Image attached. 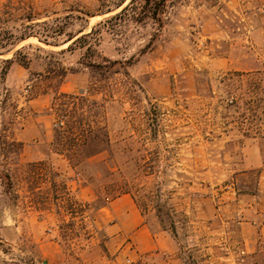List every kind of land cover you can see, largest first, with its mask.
<instances>
[{
	"label": "rangeland",
	"instance_id": "1",
	"mask_svg": "<svg viewBox=\"0 0 264 264\" xmlns=\"http://www.w3.org/2000/svg\"><path fill=\"white\" fill-rule=\"evenodd\" d=\"M129 1L0 0V264H264V0Z\"/></svg>",
	"mask_w": 264,
	"mask_h": 264
},
{
	"label": "trees",
	"instance_id": "2",
	"mask_svg": "<svg viewBox=\"0 0 264 264\" xmlns=\"http://www.w3.org/2000/svg\"><path fill=\"white\" fill-rule=\"evenodd\" d=\"M141 1L144 2V5L149 7L150 13H151V18L153 19H158V21H160V17L157 16V18L155 17L156 15H158V13H162L164 12L165 9V3L166 0H130L127 4H125L123 7L120 8V10H118L117 12H115L114 14H112L110 17H108L107 19H105V21L107 20H112V19H121V17L123 15H125L129 8H132L133 3L138 2L140 3ZM148 10V11H149ZM28 19H32V16H28ZM140 20L138 18L135 19ZM44 23V22H43ZM94 28H91L90 31L82 33L80 36L76 37L73 42L77 39L80 38H84L87 37L88 35L92 34ZM156 33H154L151 38L148 40V42L144 45V50L145 48H148L152 39L155 37ZM71 38V36H69V39ZM5 62L9 63L11 62V58L6 59ZM117 61L113 60L112 62H110L108 60V64L107 67H110L112 65H114ZM5 72V69H1L0 70V77L3 76ZM236 74H241V73H236ZM251 75L253 73H250ZM259 79H261L259 77ZM229 92V91H228ZM0 142H1V137H0ZM15 141L12 140L10 142V144H14ZM19 144V143H18ZM137 169H140L142 171H145L144 174L148 175L150 173L149 169H151V164L150 162H147L145 160H141L139 163L136 164ZM0 178L4 179L5 182L7 183V185L11 186V175L9 172V169L5 166H3L0 169ZM110 184V183H109ZM114 185H116V191L112 194H105V202L111 200L112 198H114L115 196H117L120 193H129L131 198L133 199L135 205L138 207V209L140 210V212L142 214H145L148 210V202H151V210L155 216V218L157 219L160 227L163 230L168 231L173 237L176 236V217L174 214V210L170 207L167 206L160 198V195L157 194V192L154 194L153 190L149 187V186H136V184L132 183V180L123 178L120 181V184L114 183ZM64 201L69 199L67 198H63ZM62 201V198H61ZM74 202H70V204H73ZM31 262V259H30ZM32 263V262H31Z\"/></svg>",
	"mask_w": 264,
	"mask_h": 264
},
{
	"label": "crops",
	"instance_id": "3",
	"mask_svg": "<svg viewBox=\"0 0 264 264\" xmlns=\"http://www.w3.org/2000/svg\"><path fill=\"white\" fill-rule=\"evenodd\" d=\"M123 195H126V193H124ZM137 207V206H136ZM134 205L133 207L131 206H128L126 208H121L119 210V214H122L124 216V218H127L129 219V226L131 227H136L135 228V232L137 231H140L143 229V224H142V221H141V215L138 211V207L136 208ZM122 221H121V228H123V230H127V227H124V225H122ZM130 228V227H129ZM46 245H49L50 248H53V250L56 252L58 251L57 250V245L54 241H48L45 243ZM40 247H43L42 246V243L39 244Z\"/></svg>",
	"mask_w": 264,
	"mask_h": 264
}]
</instances>
